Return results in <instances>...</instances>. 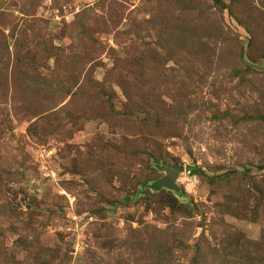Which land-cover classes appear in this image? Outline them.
<instances>
[{
  "label": "rangeland",
  "instance_id": "1",
  "mask_svg": "<svg viewBox=\"0 0 264 264\" xmlns=\"http://www.w3.org/2000/svg\"><path fill=\"white\" fill-rule=\"evenodd\" d=\"M0 264H264V0H0Z\"/></svg>",
  "mask_w": 264,
  "mask_h": 264
},
{
  "label": "water",
  "instance_id": "2",
  "mask_svg": "<svg viewBox=\"0 0 264 264\" xmlns=\"http://www.w3.org/2000/svg\"><path fill=\"white\" fill-rule=\"evenodd\" d=\"M158 170L165 173V176L153 183L151 188L153 190L170 189L173 191L178 190L176 181L179 175L185 171L184 165L172 164L170 166H157Z\"/></svg>",
  "mask_w": 264,
  "mask_h": 264
},
{
  "label": "trees",
  "instance_id": "3",
  "mask_svg": "<svg viewBox=\"0 0 264 264\" xmlns=\"http://www.w3.org/2000/svg\"><path fill=\"white\" fill-rule=\"evenodd\" d=\"M190 171H191L192 173H194V174H196V173H201V170L198 169V168H190Z\"/></svg>",
  "mask_w": 264,
  "mask_h": 264
}]
</instances>
